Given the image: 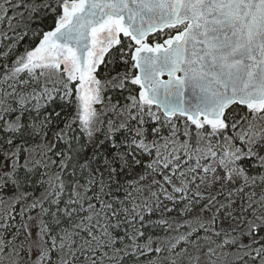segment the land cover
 Returning a JSON list of instances; mask_svg holds the SVG:
<instances>
[{
	"label": "snow or ice",
	"instance_id": "obj_1",
	"mask_svg": "<svg viewBox=\"0 0 264 264\" xmlns=\"http://www.w3.org/2000/svg\"><path fill=\"white\" fill-rule=\"evenodd\" d=\"M0 264H264V0H0Z\"/></svg>",
	"mask_w": 264,
	"mask_h": 264
}]
</instances>
